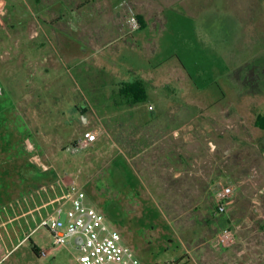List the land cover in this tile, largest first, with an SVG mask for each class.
<instances>
[{
	"label": "rangeland",
	"instance_id": "rangeland-1",
	"mask_svg": "<svg viewBox=\"0 0 264 264\" xmlns=\"http://www.w3.org/2000/svg\"><path fill=\"white\" fill-rule=\"evenodd\" d=\"M26 1L45 31L44 18L52 13L54 22H61L58 33L44 35L43 30L31 39L33 18L22 27L16 0H0V62L14 58L24 42L38 39L49 46L51 52L39 60H54L48 88L53 106L47 110L39 99L30 114L21 109L0 116V136H13L7 141L15 149L11 152L32 157V164L2 166L10 176L4 191L11 196L4 204L49 190L63 179L84 189L87 203L106 216L144 264H264V132L256 128L257 111L251 105L249 112L239 108V113L240 103L250 100L238 93L243 68L231 70L245 61V51L247 60L254 52L256 84L248 77L243 85L249 93L264 91V0L261 12L249 11L250 16L245 0H100L101 8L98 0L97 7L85 4L83 9L80 0L68 1L64 9L44 0ZM190 4L200 11H188ZM50 5L54 12L47 11ZM86 10L96 14L95 23L106 26L100 35L77 30L84 17L80 12ZM131 18L139 23L136 31ZM232 23V30L247 34H229ZM136 78L148 83L149 102L114 107L110 97L120 82ZM229 80L230 89L225 86ZM2 87L0 82V100L6 103ZM49 110L52 125L43 122ZM5 117L13 123H5ZM19 118L26 132L19 129ZM98 127L104 133L94 147L76 146L84 132ZM174 152L181 157L178 178ZM124 162L139 178L134 184L138 195L128 194L133 184L127 185L131 172ZM228 184L236 191L226 213L219 215L215 195ZM31 209L29 203L9 211L0 224L25 214L21 228L29 234L40 220L38 212L27 214ZM226 228L236 231L235 243L227 248L216 240ZM0 232L5 235L6 229ZM30 237L3 264H79L76 248L53 249L45 228ZM32 244L47 254L38 256Z\"/></svg>",
	"mask_w": 264,
	"mask_h": 264
},
{
	"label": "crops",
	"instance_id": "crops-1",
	"mask_svg": "<svg viewBox=\"0 0 264 264\" xmlns=\"http://www.w3.org/2000/svg\"><path fill=\"white\" fill-rule=\"evenodd\" d=\"M40 0H33L34 3H38ZM45 3L48 4H52L53 3L57 4V5H61V9H64V5H66V3L69 2H73L74 0H44ZM82 4V6H80V9H83L85 4L86 6H90V5H94L96 2H98V0H80ZM16 2L18 3V7H17V12H18V19L20 21L21 26L23 27L24 22H31L32 18L34 23H30V25L28 26V30H30V34L31 35V39H35L33 38V35L37 36L39 35V31H43L44 28L41 27L39 25V21L36 19V16H34V14L32 13V9L31 7L27 4L26 0H16ZM103 1H100L96 4L99 8L101 7H105L104 4L102 3ZM198 2V1H197ZM190 3L191 0H190ZM208 3V2H207ZM245 13L249 15V11H253L254 13H260L261 12V0H245ZM95 6V5H94ZM95 6V7H97ZM208 6H206L207 9ZM48 8V7H47ZM54 7H51L47 9V11L49 12H54L53 10ZM111 9V8H110ZM205 9V10H206ZM62 11V10H61ZM191 13H198L200 10L193 5H189V10ZM90 10H86V11H81L80 14H82V16H84L82 19H80L79 17V22L77 25V30H79L80 28L82 29H89V30H85L84 33H90V34H101L103 31V28L106 26L104 25H99V23H95V20L97 19L96 14L91 15ZM255 13V14H256ZM51 14V15H49ZM45 16V27L47 28L46 31H43L44 35L47 34H57L58 33V23L61 24V22H54L53 18V14L49 13ZM205 14V13H204ZM216 17H218V14H214ZM255 16V15H254ZM61 19V16H57V19ZM93 18V20L91 21V19ZM52 19V20H51ZM232 22V21H231ZM163 28L165 23L167 24V20L166 17L164 16V12H163ZM131 27V26H130ZM114 28V26H113ZM233 23L232 26H230L228 28V33L231 35H243V34H247L246 30L245 31H241V30H235L233 29ZM108 29V28H107ZM112 29V28H110ZM113 31V29H112ZM253 31L255 32L256 29L251 30V33H253ZM227 33V34H228ZM236 41L237 38H233L231 41ZM40 41V40H39ZM38 39L37 40H33L31 42H27L22 45H18V51L16 52V54L14 55V58L12 59H7V60H2L0 62V82L3 85V87L1 88V92L3 93L4 96V100H8V102L3 103L2 100H0V105H1V109L0 110V116H11V115H17L19 113V110H26L29 114L32 111L33 108H36L38 105V101L39 99L41 100V103L44 102V106L45 108L48 110V105L53 106V95L50 93V91L48 90L49 88V83H53L52 79H50L52 76V67H53V63L54 60L53 59H49L47 56H44L42 59L39 60L40 56L45 55L46 53L51 52V48L49 46H47L46 44L39 42ZM237 48V46H235V49ZM245 51V56L243 55L241 58L244 57L245 61L242 63H238L233 65L231 68V70L235 71L238 68H243L242 69V75L244 74V76L246 75V78L244 79L243 76H239L238 80H237V85L239 87L238 89V93L239 97L244 98L243 101H245V99H249L250 101L246 104L245 102H243L242 104L240 103L239 108H244L247 109L249 112V109L247 107H249L251 105L252 109H255L257 111V116H264V106L263 103L261 102V99L264 101V91L262 90L257 92L254 91L252 93H249V91H247V89L245 88V86L243 85L244 83H247L246 81L249 80V78H252V84H256L255 80H256V76H257V70H256V66L258 67V65L255 66L256 61H257V54L256 57L253 56L252 53H250L252 56L250 59L247 60V55H246ZM256 53V52H255ZM262 53V52H261ZM231 54V53H230ZM237 55V54H235ZM233 55V56H235ZM232 56V57H233ZM249 56V57H250ZM234 68V69H233ZM230 71V70H229ZM247 73L249 75H247ZM249 77V78H248ZM130 80H126V81H122V82H128ZM120 82V83H122ZM232 82V80L228 81V84H226L225 86L228 87V89H230V83ZM225 94V92H224ZM226 96L227 98L229 96L227 95H223V97ZM51 99V100H50ZM51 101V103L49 102ZM10 102V106H6V104H8ZM246 107V108H245ZM263 110L262 113L260 112V108ZM8 109H10L9 111H7ZM83 107H79V110L83 111ZM241 111L239 110V113ZM50 113H52V111H46L45 112V117H44V123L45 124H49L52 125L55 122L52 121L50 118L48 119V117L51 115ZM6 118V117H5ZM68 118V117H67ZM20 122H21V127L19 128L20 130H23L26 132V130L28 129L27 124L21 120V118H19ZM257 121V120H256ZM5 123H13V121H11V118H6ZM68 123V122H67ZM256 128H258L259 130L264 132V129L259 128L256 125ZM103 134L99 135L98 140L93 144L92 147H94L102 138ZM6 144V140H3V138L0 136V146H5ZM1 152V151H0ZM180 155V154H179ZM176 157V153H173V169H174V177L178 178L181 174V167H179L180 165V160L181 157L180 156ZM135 157H133L134 159ZM171 155L168 154L167 159L170 160ZM166 159V158H165ZM177 160V161H176ZM29 163L32 164V157L29 158L28 160L25 159V157H21L19 160H17L16 158H14L13 156H10L9 159H0V166L6 165V164H10V163ZM172 162V160L170 161ZM169 162V163H170ZM128 194L129 195H138V193L136 192V189L134 186L130 187L128 190ZM56 195V194H55ZM53 193H51V197L53 198L55 196ZM50 198L48 196H44V198H40L37 199L34 203H32L31 205H33V209L36 207L41 206L43 203H45L46 201H48ZM38 203H40V205L38 206ZM9 204V203H7ZM7 204H3V207L6 206ZM94 207V206H93ZM32 210V209H31ZM30 211L27 212V214ZM8 214H12L9 211L7 212H3L0 215V218H2L3 216L8 217ZM25 214H20L18 216L15 215V217L3 224H0V227H4V229H6V234L2 235L0 232V263L3 264L6 260L11 259V257H13V255H15V253L24 245L27 244V241L31 239V237L29 238V236L32 234H24L23 233V229L21 228V223L22 221H24ZM15 222V224L13 225L12 223ZM26 224V222L24 221V225ZM8 225V226H7ZM8 227L11 230V234L8 232ZM33 246V250L37 253L38 256H40L39 253V247L37 246V244H32ZM13 251V253H11L10 255H8V252Z\"/></svg>",
	"mask_w": 264,
	"mask_h": 264
},
{
	"label": "built area",
	"instance_id": "built-area-1",
	"mask_svg": "<svg viewBox=\"0 0 264 264\" xmlns=\"http://www.w3.org/2000/svg\"><path fill=\"white\" fill-rule=\"evenodd\" d=\"M130 23L133 31L139 29V23L135 18H131ZM103 131L98 127L93 131L84 132L76 146L81 149L92 147ZM48 188L49 190L43 188L28 197L9 202L0 209V215L34 203L43 193L50 199L29 213L36 212L37 215L38 212L40 220L33 232L45 228L52 238L53 249L74 246L79 253L77 256L79 264H144L134 250L124 242L122 234L108 222L106 216L87 203V195L82 187L75 182L67 184L63 179H59L56 186ZM56 189L59 190L58 193ZM48 191L56 194L55 197L52 198ZM235 191L236 186L228 184L217 192L215 195L217 214L226 213L228 200L234 196ZM41 210L43 214L40 213ZM77 238H81L79 244L76 243ZM216 240L220 246L230 247L236 241V231L226 228L217 235ZM13 251L8 252V255ZM39 253L40 256H45L47 251L40 250Z\"/></svg>",
	"mask_w": 264,
	"mask_h": 264
},
{
	"label": "trees",
	"instance_id": "trees-1",
	"mask_svg": "<svg viewBox=\"0 0 264 264\" xmlns=\"http://www.w3.org/2000/svg\"><path fill=\"white\" fill-rule=\"evenodd\" d=\"M141 23L143 26H145L144 21H141ZM148 88V83L141 78H136L133 81L122 82L119 84L117 92H114L110 97V100L112 101L114 107H139L142 104L149 102L150 96ZM84 111H86V109H84ZM256 125L259 128L264 129V116H258ZM1 137L3 138V140H6V144L5 147L0 146V151H4L3 153H0V157L5 155V159H9L10 156H13L17 160H19L24 156L22 151H18V153L11 152L15 151V149L11 147V144H7V141L9 142V140H11V138L13 137L11 133L5 134ZM125 168H127L131 172L130 175L127 176V185L130 186V184H133L132 186H134L136 182H139V178H136L137 176L133 178L132 171L127 163H125ZM44 172L45 171H42V173ZM7 173L8 172H5L2 166H0V206L3 205L5 203V200L9 199L11 196L9 193L4 191L5 187L8 186L7 180L10 177Z\"/></svg>",
	"mask_w": 264,
	"mask_h": 264
},
{
	"label": "water",
	"instance_id": "water-1",
	"mask_svg": "<svg viewBox=\"0 0 264 264\" xmlns=\"http://www.w3.org/2000/svg\"><path fill=\"white\" fill-rule=\"evenodd\" d=\"M81 242V238L76 239V243L79 244Z\"/></svg>",
	"mask_w": 264,
	"mask_h": 264
}]
</instances>
